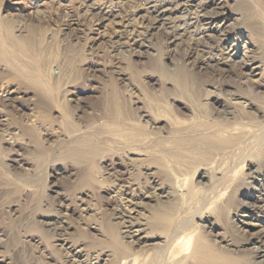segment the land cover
<instances>
[{
  "label": "rangeland",
  "instance_id": "obj_1",
  "mask_svg": "<svg viewBox=\"0 0 264 264\" xmlns=\"http://www.w3.org/2000/svg\"><path fill=\"white\" fill-rule=\"evenodd\" d=\"M0 22L38 83L0 54V264H174L199 238L264 264V0H0Z\"/></svg>",
  "mask_w": 264,
  "mask_h": 264
},
{
  "label": "bare ground",
  "instance_id": "obj_2",
  "mask_svg": "<svg viewBox=\"0 0 264 264\" xmlns=\"http://www.w3.org/2000/svg\"><path fill=\"white\" fill-rule=\"evenodd\" d=\"M201 10L203 11L204 8L201 7ZM157 11H158V18H160V19L163 18L167 14V12H171L170 9L168 10L166 8L165 9H162V10H159L158 9ZM100 12H101V15H103V17L105 19L106 18H109V17H112L114 15L113 11H111V10H109V11L108 10L107 11H100ZM202 16H196L195 18H191L189 16L190 17L189 20H187L188 17L185 16L184 19L182 20V24H180L178 26L175 25L173 28L171 27V29L169 28L170 29V33L168 31L167 32H168L169 35H172L173 36V38H174L175 41H182L184 38H186L185 36L190 33L189 32L190 29L196 27L195 31L196 30L197 31H200V29H201L200 27L204 26V25L201 26V23H203ZM114 17H116V16H114ZM199 25H200V27L197 28ZM207 28H208V26H207ZM3 30H5L4 24L0 22V54H1L2 58H3V60L5 62H7L8 64H10V66L13 69H16V70L20 71L17 68L16 63L14 62V57H15L16 50L18 48L19 49H22L23 46L20 44L21 42H18L15 39L13 40L12 37H11V35H10V33L7 30L4 31V32H3ZM73 30L74 29L68 30L69 31V34H72L74 32ZM195 34H196V32H195ZM187 37H188V35H187ZM189 38H191V37H189ZM141 39H143V38H141ZM129 40H132L133 43L136 44V45L139 43V41L137 39H135V38H130ZM139 40H140V38H139ZM130 42H127V43H130ZM121 44H122V42H121ZM8 45H10V47L12 48V50H9L7 48ZM139 45H144V43H142V44L139 43ZM193 45L191 43H189L187 55H190L191 56L196 51V48ZM254 69L255 68H253L252 71ZM20 76H24L28 80H31V82H34L35 84H38L37 81L30 79L29 78L30 76L27 77V75L25 73H23L22 71H20ZM3 93L6 94V95H8L5 98L6 99L5 101L6 102L11 101V99L9 97V92H7L5 90V92H3ZM77 157L79 158V156H77ZM181 208L182 207H180L178 205H168V206H164L163 208H161L160 209V212L157 213V214H155V220H156V222H159V224L163 225L162 229H164L165 233H168V239H169L168 242H169L170 245H174L177 241H179V239H181V237H183V235L189 229V224H190L189 217H184V218H181L180 220L178 219V217L177 218H174V213L175 212H178L179 210L181 211L182 210ZM124 218H125V216H123L122 214L118 217L119 220H122ZM129 226H130V228H132V225H129ZM54 230H55V233H58V231H59L58 227L56 228V226H55V229ZM129 233L130 234H133V231H129ZM194 244L195 245L191 249L190 256L188 258L187 257H184V258H181V259H177L174 264H191V263H193V264H226L227 262L230 261V259L227 256H225L224 253L219 250V248L206 247L204 245V241L201 240L200 238L199 239H196V241L194 242ZM261 257H264V253H263V255ZM188 259L190 261H187Z\"/></svg>",
  "mask_w": 264,
  "mask_h": 264
}]
</instances>
